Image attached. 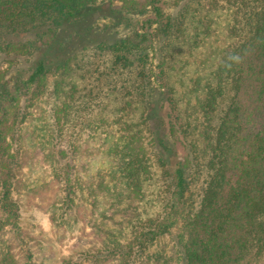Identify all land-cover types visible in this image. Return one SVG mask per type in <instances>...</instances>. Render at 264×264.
Instances as JSON below:
<instances>
[{
    "label": "trees",
    "instance_id": "obj_1",
    "mask_svg": "<svg viewBox=\"0 0 264 264\" xmlns=\"http://www.w3.org/2000/svg\"><path fill=\"white\" fill-rule=\"evenodd\" d=\"M100 4L119 15L118 25L127 35L99 41L93 51L112 54L108 86L140 104L141 125L150 137L149 147H141L136 133L130 132L134 126L120 119L114 122L120 131L106 134L105 156L128 193H134L143 172L149 173L143 161H156L162 180L156 214L132 221L129 238L114 237L109 254L118 264H167L152 249L170 236L177 256L172 264H264V0ZM74 10V0H0V264H19L21 256L25 264L34 263L20 224L13 163L19 159L20 132L31 102L43 96L48 75L68 66L70 57L51 62L47 51ZM219 10L228 12L234 46L201 87L202 97L195 95L194 105L181 107L166 85L165 40L181 32L187 16L207 30ZM227 89L232 93L219 109ZM94 99L64 102L51 112L48 138L68 209L76 201L78 180L85 177L82 171H88L81 164L82 135L97 138L93 113L99 103ZM65 218L57 215L60 225ZM5 235L15 239L19 254Z\"/></svg>",
    "mask_w": 264,
    "mask_h": 264
},
{
    "label": "rangeland",
    "instance_id": "obj_2",
    "mask_svg": "<svg viewBox=\"0 0 264 264\" xmlns=\"http://www.w3.org/2000/svg\"><path fill=\"white\" fill-rule=\"evenodd\" d=\"M101 1L74 0L72 20L47 51L51 62H63L70 57L68 66L64 72L48 75L44 94L31 102L30 116L20 132L22 148L17 163H13L18 187L15 195L20 205V224L33 253V264H118L108 252L113 238L126 240L131 233L129 225L132 221L140 223L153 217L159 209L162 180L156 161L152 159L148 164L143 161L149 173L143 172L134 184V193H128L122 185L121 174L105 156L106 134L119 130L114 122L120 119L134 126L130 132L136 133L141 147H149L150 137L144 124L141 125L140 104L132 96L124 98L108 86L112 54L93 51V45L99 41L110 42L127 35L118 25L119 15L104 8ZM186 18L181 32L167 42L165 40L168 47L163 50L166 85L184 108L188 103L194 105L195 95L202 97L201 87L217 71L224 55L235 43L227 29L228 12L217 11L207 30L195 26L197 23L190 16ZM73 37L81 38L73 40ZM156 48L160 55L158 44ZM117 71L121 72L122 68ZM197 86L200 87L195 92ZM101 90L103 93L100 94ZM231 93L226 90L224 98L219 100V109ZM92 98L99 103L93 113L97 118V138L88 139L87 132L82 135L81 164L88 171H82L86 178L78 180L76 201L72 209H68L63 201L67 190L59 178L48 138L51 112L64 102L72 105V100L79 103ZM113 190L118 191L122 199L113 195ZM73 210L75 215L71 214ZM53 215L54 222L51 220ZM57 215L66 217L62 225ZM4 240L13 247L14 253H18L17 243L11 235H5ZM152 252L162 263L172 264L177 259L173 255L175 249L170 236L155 242ZM18 262L25 264L22 256Z\"/></svg>",
    "mask_w": 264,
    "mask_h": 264
}]
</instances>
